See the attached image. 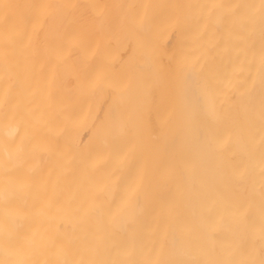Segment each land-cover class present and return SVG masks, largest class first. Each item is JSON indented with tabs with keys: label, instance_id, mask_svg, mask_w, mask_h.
I'll return each instance as SVG.
<instances>
[{
	"label": "bare ground",
	"instance_id": "6f19581e",
	"mask_svg": "<svg viewBox=\"0 0 264 264\" xmlns=\"http://www.w3.org/2000/svg\"><path fill=\"white\" fill-rule=\"evenodd\" d=\"M0 264H264V0H0Z\"/></svg>",
	"mask_w": 264,
	"mask_h": 264
}]
</instances>
